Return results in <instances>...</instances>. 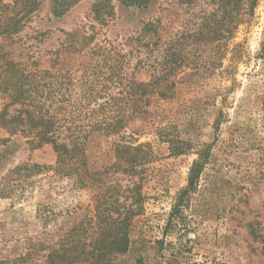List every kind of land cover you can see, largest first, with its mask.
Listing matches in <instances>:
<instances>
[{
    "label": "trees",
    "instance_id": "obj_1",
    "mask_svg": "<svg viewBox=\"0 0 264 264\" xmlns=\"http://www.w3.org/2000/svg\"><path fill=\"white\" fill-rule=\"evenodd\" d=\"M78 1L53 0L51 12L60 16ZM116 1L145 10L153 0ZM178 1L188 19L172 36L164 38L153 17L120 41H109L92 25L90 33L60 31L62 38L50 49L41 47L51 33L43 32L33 39L40 45L35 50L0 53V127L32 149L49 145L56 155L52 165L23 163L8 170L0 178V199L23 202L35 192L45 199L62 196L35 203L34 233L14 264H117L127 253L133 220L143 212L149 165L157 160L150 143H138L139 136H158L173 157L191 148L173 137L152 105L174 99L179 76L196 68L193 53L207 43H226L256 6V0ZM39 3L0 0V40L21 33ZM91 13L95 24L107 26L114 18L112 0H94ZM100 137L116 139L106 162L95 167L88 148ZM197 156L182 195L194 189L207 159L204 152ZM69 191L86 192L91 209L68 212L63 195Z\"/></svg>",
    "mask_w": 264,
    "mask_h": 264
},
{
    "label": "rangeland",
    "instance_id": "obj_2",
    "mask_svg": "<svg viewBox=\"0 0 264 264\" xmlns=\"http://www.w3.org/2000/svg\"><path fill=\"white\" fill-rule=\"evenodd\" d=\"M93 2L79 0L54 16L53 0H40L24 30L0 40V53H18L26 46L35 50L40 45L33 39L43 32L51 33L41 47L50 49L62 38L60 31L90 33L92 25L109 41H120L136 35L153 17L160 20L165 38L180 32L188 19L178 0H153L145 10L112 0L114 18L101 27L92 20ZM244 19L226 43H207L193 53L196 68L179 76L174 99L152 105L171 125L173 137L190 142L191 148L173 157L158 136H139L138 143H150L157 160L149 165L142 187L143 212L133 220L129 249L117 264H264V0H256L253 14ZM1 105L0 99V110ZM115 139H94L90 163H105ZM200 152L207 159L194 189L182 195ZM55 158L51 146L32 149L23 137L9 136L0 127V178L20 164L52 165ZM63 196L68 212L91 209L84 191ZM61 197L45 199L35 192L23 202L0 199V264H14L25 250V238L34 233L35 203Z\"/></svg>",
    "mask_w": 264,
    "mask_h": 264
}]
</instances>
